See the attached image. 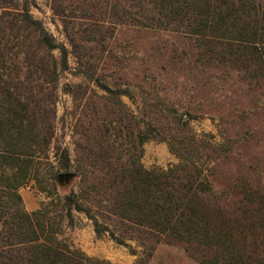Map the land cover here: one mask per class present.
Segmentation results:
<instances>
[{
	"label": "trees",
	"instance_id": "16d2710c",
	"mask_svg": "<svg viewBox=\"0 0 264 264\" xmlns=\"http://www.w3.org/2000/svg\"><path fill=\"white\" fill-rule=\"evenodd\" d=\"M47 2L72 49L33 14L36 0H0V264H112L89 256L63 237L74 212L91 219L98 236L110 232L119 244L130 246L127 240L135 237L116 235L100 221L103 212L155 235L156 243L180 242L203 252L201 264H257L246 228L250 226L254 234L264 230V195L249 186L237 209L229 213L226 206L234 197L228 191L217 195L210 180L216 157L208 150L215 143L190 131L178 147L176 137L163 130L162 120L168 118L162 117L158 101L144 98L138 120L129 108L127 115L111 111L109 119L97 118L101 123L90 139L88 129L82 132L95 144L78 143L79 157L73 158L56 141L61 89L75 103L93 91L92 85L116 95L123 105V96L132 97L130 85L119 89L115 83L119 87L115 90L102 81L104 74L89 65L81 51L94 44L107 53L119 29L189 37L207 58L203 69L232 68L249 83H264V0ZM71 53L86 81L61 88ZM176 119L180 126L181 118ZM110 125H115L114 131ZM152 140L169 142L179 163L167 169L147 168L142 162L144 145ZM73 179H79L78 190L61 196L57 186ZM29 182H35L40 192L51 193L60 208L52 210L43 201L29 211L20 194ZM229 214L238 216L232 220ZM156 245L134 264H147Z\"/></svg>",
	"mask_w": 264,
	"mask_h": 264
},
{
	"label": "rangeland",
	"instance_id": "374dc122",
	"mask_svg": "<svg viewBox=\"0 0 264 264\" xmlns=\"http://www.w3.org/2000/svg\"><path fill=\"white\" fill-rule=\"evenodd\" d=\"M36 2L37 7L32 8L33 14L45 22L60 42L72 49L62 22L54 17L47 0ZM84 46L87 47L81 48L82 53L87 54L84 59L90 61L89 65L96 66L98 73L104 74L102 81L110 83L115 90L119 87L127 89V85H130L128 89L132 97L123 96V105L116 95L92 85L93 91L83 101L75 103L73 97L61 89L57 145L67 148L73 158L81 156L78 143L88 147L95 144L92 139L89 142L85 140L82 132L88 129L86 135L90 139L91 131H95L98 123H101L97 118L109 119L111 111L119 117L127 115L129 108L138 120L144 111L142 101L148 98L161 104L159 111L162 117L168 118L162 120L163 130L169 136L176 137L174 141L178 147H182L181 140L188 138L190 131L197 133L206 143H215V147L208 150L216 157L210 180L217 195L228 191L234 197L231 200L234 206L232 203L226 206L229 213L237 209V203L245 189L247 193L249 186L264 195L263 81L249 83L243 79V73L232 68L223 67L222 70V66H211L203 69L202 61L207 58L200 54L197 42L176 33L119 29L109 42L107 53L103 54L102 49H96L94 44ZM69 66V70L61 74V88L65 84H82L86 81L72 53L69 55ZM225 71H228L227 74ZM150 74L155 76V80L151 79ZM115 83L119 87L116 88ZM157 114L161 116L159 112ZM175 117L181 118L180 126ZM114 126H109L112 131ZM142 162L147 168L167 169L178 164L179 158L171 152L169 142L152 140L144 145ZM89 177L91 181L94 180L91 173ZM78 182L79 179H73L68 184L58 185V193L63 196L72 189L78 190ZM20 194L29 211L40 208L43 201L52 210L60 208L56 205V198L51 193L40 192L35 182L22 187ZM93 211L96 212L95 207ZM73 214V224L65 226L63 237L89 256L105 259L112 264H134L140 256L148 257L152 245L157 244L147 264H201L203 252L199 254V250L180 242L156 243L158 238L155 235L133 228L109 212H103L100 221L116 235L134 236L135 239L127 240L130 246L119 244L111 238L110 232L98 236L91 219L81 212ZM235 216L228 215L232 220ZM246 231L252 260L264 264V256H260L264 253V230L257 229L254 234L248 226Z\"/></svg>",
	"mask_w": 264,
	"mask_h": 264
},
{
	"label": "crops",
	"instance_id": "0c3cea01",
	"mask_svg": "<svg viewBox=\"0 0 264 264\" xmlns=\"http://www.w3.org/2000/svg\"><path fill=\"white\" fill-rule=\"evenodd\" d=\"M37 207L33 208V210H35ZM32 210V209H31Z\"/></svg>",
	"mask_w": 264,
	"mask_h": 264
}]
</instances>
